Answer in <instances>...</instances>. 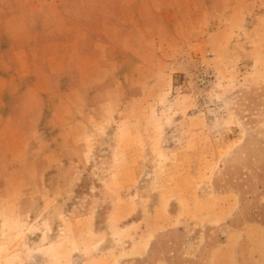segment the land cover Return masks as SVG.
<instances>
[{"label": "rangeland", "instance_id": "1", "mask_svg": "<svg viewBox=\"0 0 264 264\" xmlns=\"http://www.w3.org/2000/svg\"><path fill=\"white\" fill-rule=\"evenodd\" d=\"M224 242L264 264V0H0V264Z\"/></svg>", "mask_w": 264, "mask_h": 264}, {"label": "crops", "instance_id": "2", "mask_svg": "<svg viewBox=\"0 0 264 264\" xmlns=\"http://www.w3.org/2000/svg\"><path fill=\"white\" fill-rule=\"evenodd\" d=\"M149 243H151V242H149ZM200 243H202V242H187L186 245L193 246V247H195V250L199 251V249H200V247L202 245ZM149 247H150V245H148L145 250H143V251L141 250V252H140L141 254L139 253V255L143 256L145 254H148L149 253V250H148ZM223 247H226V248L229 249V253L231 255V258H229V262L232 264V261H234L233 258H232V254H233V251H234V245L231 242H224L223 243ZM156 264H176V263L171 261V260H169V259H167V258H162V259H159Z\"/></svg>", "mask_w": 264, "mask_h": 264}]
</instances>
